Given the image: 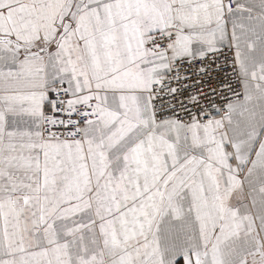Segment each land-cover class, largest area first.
I'll use <instances>...</instances> for the list:
<instances>
[{
    "label": "snow or ice",
    "instance_id": "1",
    "mask_svg": "<svg viewBox=\"0 0 264 264\" xmlns=\"http://www.w3.org/2000/svg\"><path fill=\"white\" fill-rule=\"evenodd\" d=\"M0 264H264V0H0Z\"/></svg>",
    "mask_w": 264,
    "mask_h": 264
}]
</instances>
